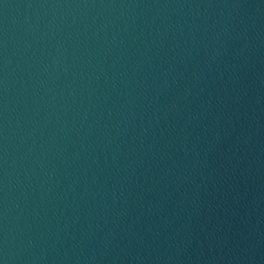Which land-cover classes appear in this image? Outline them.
Returning <instances> with one entry per match:
<instances>
[{
    "label": "water",
    "instance_id": "obj_1",
    "mask_svg": "<svg viewBox=\"0 0 264 264\" xmlns=\"http://www.w3.org/2000/svg\"><path fill=\"white\" fill-rule=\"evenodd\" d=\"M0 264H264V0H0Z\"/></svg>",
    "mask_w": 264,
    "mask_h": 264
}]
</instances>
